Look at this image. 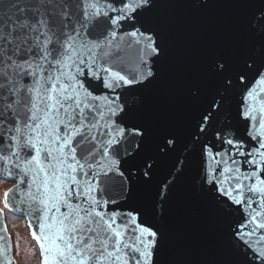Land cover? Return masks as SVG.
<instances>
[{"label":"snow or ice","instance_id":"1","mask_svg":"<svg viewBox=\"0 0 264 264\" xmlns=\"http://www.w3.org/2000/svg\"><path fill=\"white\" fill-rule=\"evenodd\" d=\"M0 182L39 264H264V0H0Z\"/></svg>","mask_w":264,"mask_h":264},{"label":"rangeland","instance_id":"2","mask_svg":"<svg viewBox=\"0 0 264 264\" xmlns=\"http://www.w3.org/2000/svg\"><path fill=\"white\" fill-rule=\"evenodd\" d=\"M9 187L11 184H3ZM2 207V205H0ZM6 222L12 235L14 257L17 264H39L38 248L32 240L26 221L22 216L6 212Z\"/></svg>","mask_w":264,"mask_h":264},{"label":"water","instance_id":"3","mask_svg":"<svg viewBox=\"0 0 264 264\" xmlns=\"http://www.w3.org/2000/svg\"><path fill=\"white\" fill-rule=\"evenodd\" d=\"M9 187H11V185ZM11 213H13V212H11ZM13 214L22 216L25 219L26 225L28 227L30 218L27 215H21L19 213H13ZM28 229H29V227H28ZM30 231L31 230L29 229V232ZM0 235L5 236V238L7 239V244H8L7 258H8V260H10L12 262V264H17V261L14 257L12 238H11V235H10L8 228H7V225H6L5 213L0 214ZM0 260H3V258L0 257Z\"/></svg>","mask_w":264,"mask_h":264},{"label":"trees","instance_id":"4","mask_svg":"<svg viewBox=\"0 0 264 264\" xmlns=\"http://www.w3.org/2000/svg\"><path fill=\"white\" fill-rule=\"evenodd\" d=\"M5 219H6V215H5ZM6 225H7V222H6ZM7 228H8V226H7ZM8 231H9V229H8ZM9 233H10V231H9ZM10 235H11V233H10ZM11 237H12V235H11ZM14 249V248H13Z\"/></svg>","mask_w":264,"mask_h":264}]
</instances>
